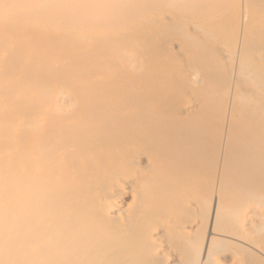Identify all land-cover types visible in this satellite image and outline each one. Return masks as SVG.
<instances>
[{
  "label": "bare ground",
  "instance_id": "bare-ground-1",
  "mask_svg": "<svg viewBox=\"0 0 264 264\" xmlns=\"http://www.w3.org/2000/svg\"><path fill=\"white\" fill-rule=\"evenodd\" d=\"M0 0V264H264V0Z\"/></svg>",
  "mask_w": 264,
  "mask_h": 264
},
{
  "label": "rangeland",
  "instance_id": "rangeland-1",
  "mask_svg": "<svg viewBox=\"0 0 264 264\" xmlns=\"http://www.w3.org/2000/svg\"><path fill=\"white\" fill-rule=\"evenodd\" d=\"M241 8L243 10V13L248 14V17H251L253 12V3L250 0H240Z\"/></svg>",
  "mask_w": 264,
  "mask_h": 264
}]
</instances>
